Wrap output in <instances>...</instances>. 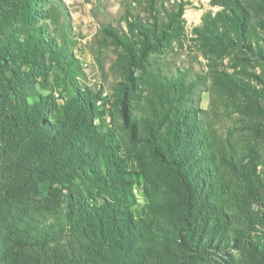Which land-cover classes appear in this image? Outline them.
<instances>
[{
	"label": "rangeland",
	"instance_id": "obj_1",
	"mask_svg": "<svg viewBox=\"0 0 264 264\" xmlns=\"http://www.w3.org/2000/svg\"><path fill=\"white\" fill-rule=\"evenodd\" d=\"M212 1L0 0V155L29 131L27 108L53 123L78 119L85 102L106 147L91 157L65 150L79 177L58 185L60 204L67 212L73 191L88 223L115 220L124 234L112 241V264H264V0ZM205 13L223 43L194 30ZM171 16L169 40L129 80L124 51L102 28L126 33ZM160 67L187 76L174 81ZM14 91L28 107L3 97ZM87 135L76 139L81 150ZM48 191L40 181L37 196Z\"/></svg>",
	"mask_w": 264,
	"mask_h": 264
},
{
	"label": "trees",
	"instance_id": "obj_2",
	"mask_svg": "<svg viewBox=\"0 0 264 264\" xmlns=\"http://www.w3.org/2000/svg\"><path fill=\"white\" fill-rule=\"evenodd\" d=\"M212 3L227 7L229 1L213 0ZM181 12L182 5L178 14ZM225 12L224 9L217 13L222 15ZM239 20L235 30L244 38L247 19L241 16ZM173 21L174 17L171 16L167 21H161L160 26H133L130 23L126 33L110 25L102 28V33L124 51L121 59L129 80L133 79L129 75L131 67L142 63L148 51L155 50L169 40L168 29ZM218 29L210 13H205L202 24L194 28L204 36L214 34L223 43L225 37L218 33ZM135 38L139 39L138 43ZM227 38L231 39V36L227 35ZM159 73L174 81L187 76L179 70L168 75L161 67ZM190 82L191 86H195L192 78ZM3 97L7 101L13 97L28 107L22 93L18 91L4 94ZM32 110L27 108L21 117L29 126V131L18 134L12 141V154L6 158H3L4 154L0 155V263L112 264L108 258L113 253L112 241L124 233L120 232L115 220L108 215L96 218L99 223L97 226L95 216L88 223L85 219L86 210L80 200L82 195L73 194V191L67 195L69 210L63 211L60 203L64 194L58 186L63 188L70 179L79 177L72 169L71 155L66 158L65 150L91 157L105 149V134L99 133L91 123L90 107L85 102L78 104V119L68 117L65 121L56 120L53 123L43 120L41 114ZM129 128L133 130L132 123H129ZM82 132L88 134L89 138L85 150L79 149L76 143ZM161 139L154 131L150 132L152 152L162 160L165 154L159 142ZM3 149L0 145V151ZM43 180H48L49 191L46 197L41 198L37 193L38 184ZM191 251L194 249L191 248Z\"/></svg>",
	"mask_w": 264,
	"mask_h": 264
}]
</instances>
